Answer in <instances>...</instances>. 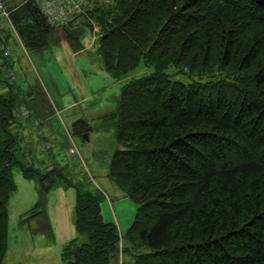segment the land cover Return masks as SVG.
Instances as JSON below:
<instances>
[{"label":"trees","instance_id":"1","mask_svg":"<svg viewBox=\"0 0 264 264\" xmlns=\"http://www.w3.org/2000/svg\"><path fill=\"white\" fill-rule=\"evenodd\" d=\"M94 8L102 67L114 78L140 62L152 68L121 87L110 116L120 148L109 178L137 212L124 237L129 247H120L116 226L102 218V194L72 185L78 238L63 246L62 264H119L120 252L130 264H264V6L110 0ZM12 19L26 48L45 46L51 29L37 13L23 7ZM83 27L62 28L73 49L81 48ZM169 66L216 78L173 80ZM11 88L0 91V264L13 168L37 179L40 195L49 190L42 187L46 175L17 157L19 138L9 121L19 90Z\"/></svg>","mask_w":264,"mask_h":264},{"label":"rangeland","instance_id":"2","mask_svg":"<svg viewBox=\"0 0 264 264\" xmlns=\"http://www.w3.org/2000/svg\"><path fill=\"white\" fill-rule=\"evenodd\" d=\"M100 1L102 0H98ZM94 5L96 4L87 2L84 8L87 10L92 7L95 10ZM78 23L79 19L74 22ZM84 25L88 26L87 23ZM8 27L10 26H6ZM13 29L17 32L15 25ZM66 31L70 35L74 34L71 30ZM83 31V49L70 47L63 40L64 29L57 28L50 30L45 46L39 50L26 48L11 32V70L17 72L16 83L19 87V104L13 110L14 129L21 145L17 155L20 157L19 152L28 149L27 144L39 146L38 131L43 132L44 139L50 144L49 153H43L44 163L36 162L34 151L28 156L30 160H34L35 165L53 166L56 170L44 182V186L52 189L46 195L48 216L52 218L54 207L57 206L61 210V220L51 219L53 240L38 231V217L24 220L38 202L35 190L38 180H26L22 172L14 168L12 172L16 189L8 201V245L2 264H62L61 246L77 237L73 226L75 189L66 186L71 180L88 184L103 192L104 197L100 203L102 218L104 221H113L122 236L126 237L135 220L137 204L125 197L107 176L112 155L120 148L116 140L117 125L110 115L117 108L121 87L132 78L149 73L152 68H146L140 62L122 77H112L102 67L96 46L90 48V31ZM165 72L171 79L185 83L194 79L205 82L216 78L215 73L188 75L171 66ZM2 86L4 87L1 89L8 90L5 83ZM23 106L29 115L23 114ZM35 122L36 128L33 127ZM75 123L78 125L76 130L72 126ZM69 133L76 145L77 154L74 157L67 150ZM47 172L40 169L41 174ZM58 186L62 187L53 190ZM39 209H42V205ZM123 245L125 248L129 247V242L124 240ZM124 257L126 260L127 255Z\"/></svg>","mask_w":264,"mask_h":264},{"label":"built area","instance_id":"3","mask_svg":"<svg viewBox=\"0 0 264 264\" xmlns=\"http://www.w3.org/2000/svg\"><path fill=\"white\" fill-rule=\"evenodd\" d=\"M35 4L44 17L45 23L49 26H58L68 22L71 15L78 11L74 0H24L23 3ZM11 9L7 0H0V26L10 23ZM8 52H4L7 56Z\"/></svg>","mask_w":264,"mask_h":264},{"label":"crops","instance_id":"4","mask_svg":"<svg viewBox=\"0 0 264 264\" xmlns=\"http://www.w3.org/2000/svg\"><path fill=\"white\" fill-rule=\"evenodd\" d=\"M3 92H5L3 90ZM59 187H62V186H58L57 188L53 189V190H58ZM35 190L37 192V195H38V202H39V199H40V194L38 192V189L35 187ZM54 191V192H55ZM50 193V192H49ZM37 202V203H38ZM45 206H46V209L45 207L41 210L40 214L35 216V217H38L40 219V222H39V228H38V231L42 234H44L45 236H47L49 239L51 238V240L54 239V233H53V229H52V224H51V219L52 220H61V216H60V209L55 206L54 207V210L52 212V218L50 219L49 216H48V212H47V201H45ZM109 206H110V203H109ZM49 210V209H48ZM74 216V215H73ZM34 218V217H33ZM105 222H111L110 220L109 221H105ZM74 226V225H73ZM75 230V228H74ZM76 233V231H75ZM76 236V235H75ZM74 236V237H75ZM53 238V239H52ZM63 246V245H62ZM61 246V247H62ZM61 250V249H60ZM127 259H123V264H130V261H128V258L129 257H126Z\"/></svg>","mask_w":264,"mask_h":264},{"label":"water","instance_id":"5","mask_svg":"<svg viewBox=\"0 0 264 264\" xmlns=\"http://www.w3.org/2000/svg\"><path fill=\"white\" fill-rule=\"evenodd\" d=\"M256 2L260 5H263L264 6V0H256Z\"/></svg>","mask_w":264,"mask_h":264}]
</instances>
